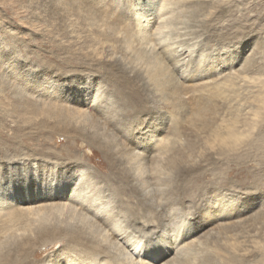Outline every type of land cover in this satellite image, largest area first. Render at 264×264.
Listing matches in <instances>:
<instances>
[{"label": "rangeland", "instance_id": "374dc122", "mask_svg": "<svg viewBox=\"0 0 264 264\" xmlns=\"http://www.w3.org/2000/svg\"><path fill=\"white\" fill-rule=\"evenodd\" d=\"M142 1L0 0V186L13 200L0 206V264L107 262L112 251L95 258L100 249L86 244L84 234L94 232L88 224L83 229L90 214H63L62 223L50 217L46 225L66 230L60 239L78 237L80 251L70 241L38 240L37 223L17 214L49 201H21L29 192L43 194L36 183L57 180L71 183L70 193L90 183L100 206L119 212L116 227L132 231L141 247L161 246L172 223L189 220L193 231L180 243L191 246L176 264H264V0H181L201 4L204 14L172 17L157 37L161 45L194 35L189 43L203 49L199 68L187 67L199 55L183 49V60L162 64L156 88L127 67L119 74L118 53L106 51L116 41L103 20L124 35L142 15ZM81 111L93 116L84 120ZM85 124L121 147L89 142ZM179 182L188 183L182 201L162 210ZM116 200L125 207L115 209Z\"/></svg>", "mask_w": 264, "mask_h": 264}, {"label": "bare ground", "instance_id": "6f19581e", "mask_svg": "<svg viewBox=\"0 0 264 264\" xmlns=\"http://www.w3.org/2000/svg\"><path fill=\"white\" fill-rule=\"evenodd\" d=\"M138 3L139 5L137 7L139 11L142 13V15L137 17V11L135 12L136 14L135 16L134 15L133 16L137 17L136 19L138 22L135 24V26L131 28H126L124 31V35H120V36L118 35L119 30L115 27L114 23H111V24L108 23V20H107L108 17H106V19L103 20L105 22L104 23L105 28L109 30V33L106 35L114 39V41H116L115 46L111 45L108 47V49L106 50L107 54L114 55L113 53H118V58L122 62V65L120 67L118 66L117 72L119 74L124 75L125 74L124 67H127L135 73L136 78L137 77H139V79L145 78L147 79L148 82H151L150 84L153 86V88H156L157 87L156 79L157 77H160L158 75L163 70L162 64H164V62H169V63L171 62L172 64V62H174V59L176 60V62L183 60V58L178 59L184 53L182 51L183 49L187 50L188 54L190 55L192 54L194 56L197 54L199 55L197 59L194 58L193 60H190L191 59V56H190V59H188L190 63H188L189 65L186 64L187 67L190 66L192 70H195V69L197 70V68H199L197 64H200L199 60L201 58L200 55H202L201 52L203 51V49L201 48L202 45L200 44H197V46H195L193 45L194 44L193 42L189 43L190 40L195 38L194 35L187 37L186 41L179 39V41L177 42H170L167 44L164 43L160 45L159 37H157L159 32L157 31H161L162 28L168 27V25L173 22L171 18L175 17L176 19H178L183 12H190V13L192 12L194 16L195 15L198 16L200 14L203 15L204 9L202 8L201 4L198 5L197 3H192L188 5L187 3H185V1H181V0H143L142 2H138ZM227 3H229L228 0H225L226 5ZM224 7L225 5L219 8L220 15L224 13L225 11ZM165 15L166 16L168 15L166 20H164L166 17ZM178 23H181V21H178ZM208 26L204 27V23L201 24V27H202L201 30H205V32H207ZM153 28L154 30L152 31ZM189 33H192V32H189ZM175 44H177V46H174ZM184 45H185V48H184ZM188 46L190 49L188 48ZM177 64L175 63V66H177ZM188 76L190 79L195 77V76H192V74L191 75L188 74ZM120 91L122 90L120 89ZM119 93H120V96L123 97V100H122L123 102L131 101L129 97H127L129 100L126 101L127 98L124 92H119ZM133 95L137 99L136 93H134ZM129 106L133 107L130 104ZM88 115L93 116L91 113H88L87 111L86 113L85 111L79 112V116L82 117V119L84 120L89 119ZM85 125L87 127L88 132H90L89 126L87 124ZM98 135H102V134L98 133L97 131L90 132L91 138L88 141L89 142L97 141L100 143L102 141L101 139L106 138V137H103L105 135H102V137H99ZM107 139L108 140L105 139L106 140L105 142H108L107 143L108 145L112 146V144L113 145L116 144L121 147V145L119 144L120 141L116 137L112 136L111 138L108 137ZM108 151H110L111 153V149H109ZM108 153L109 152H107V154ZM121 154H123V152ZM127 154L129 153L127 152L125 155ZM144 156L145 155H142L143 159L146 157ZM140 162L139 164H137L138 167H141L143 164ZM111 163H113V161ZM97 164L101 166L102 164H104V161L100 160L97 162ZM137 165H134V167L137 168ZM160 169H161V164H159L158 168L156 169V172L158 174L159 173L161 174ZM99 177L100 179L104 178L103 180L107 182L108 184H109V181H107L106 179H109L110 181L113 180L111 176H104V177L99 176ZM183 178H186V177L183 176ZM147 182H148L147 177H145V179H142V181H140L138 185L142 187L143 189L145 188V186L148 185ZM36 184L37 186H39L43 194L35 196V193L33 195V192H29L28 197L26 198L23 197L21 201L29 202V203H32L33 201H40V200L41 201L49 200V201H46L44 203H39L34 206H28L26 208H23L21 211H18L17 214L20 215L24 219H28V222L30 224L37 223L38 227L41 228V231L37 235L38 240H41L44 242L46 241H51V242L52 241L53 242L70 241L72 242L70 249L73 251L74 250L80 251L81 250L80 248L83 247L82 244L84 243L78 241V237L77 238H71V237L66 238L64 235L62 239H60V237H58L57 235L63 232H66V230L52 231V230H48L46 226L47 222H50V217L51 219H55L56 223H62L64 222V220L62 219L59 220L58 216L63 215V214H68V213H70V215L72 213L74 214L76 213V216L78 219H84L85 215L88 216L90 214V216H88V221L85 222L83 225V229L86 230L85 224H88L90 227L94 229V232H92V234L87 232L84 234V237L87 236L90 239V242L87 241L86 244L94 243L95 246H92L94 250L97 251V249H100V251L97 253L95 258L103 257V251L104 252L112 251V253L108 255L109 258L107 259V262L105 264H155V263L156 264L157 263L176 264L178 260L181 259L182 256H184L183 253L185 252V250L189 249V246H191V241H187V243H184L182 245L180 243V242H183V238L185 237L187 233H190L191 231H193L192 228H190L191 224L189 220L183 221L184 219L183 220L180 219L177 222L175 221L176 223L175 222L172 223L169 228L170 230H168L165 236L163 234L161 238V242H162L161 246L154 245L156 246L154 247V246H150V244H147V245L145 244L146 246L141 247L142 245L139 246L141 242L140 239L132 240L134 236V233L132 231L129 232L126 227L125 228L116 227V223L118 221L117 216L119 212L116 210L114 211L112 209H106L105 206L104 207L100 206L101 204H103L104 200L102 199V197L100 198L96 196L97 194L96 192H94V189L92 187L89 188L90 183H87V188L85 187L86 188L85 190H84L85 185H83V183H78L76 184V186L73 183L75 187L72 188L71 193L69 191V187L71 183L69 182L60 183V180H57L56 183H44V184L36 183ZM187 185L188 183H180V182L173 184L169 192L170 194H174L176 196L174 197L164 196L163 197L164 199L161 203L163 205L162 210L163 208H169L168 206L165 207V205L167 204L169 205L174 204L176 201L178 203V200L180 199L179 197H181V194L179 192L183 191L181 189ZM78 187H80L79 190H78ZM67 192L69 194H67ZM161 192L163 194L164 191H161ZM118 193L119 192L117 191V197H119ZM9 194H10V189L7 186H4L3 188L0 186V206L1 205L6 206V205L13 204V200L6 199V197ZM179 201H182V200L180 199ZM113 206L115 207V209H123L125 207L124 202L120 200L114 201ZM171 207L172 206H170V208ZM159 212H162V211H159ZM55 213H57L58 215ZM10 215L11 217L14 216L12 213ZM156 215H158L159 218H162V219L164 217L161 215V213H155V216ZM170 216L169 218L167 217L169 220H171ZM169 222H172V221H169ZM169 222H168V225H169ZM102 231H104V233H102ZM95 233H98L101 236L97 234L94 235ZM119 241H121V243H119ZM118 244L120 246H118ZM126 246H128L129 248L131 247L135 248V251L134 252L131 251V253L128 252L127 250L128 247ZM87 248H88L87 245H84L83 250H86ZM114 251L115 252L118 251V255ZM88 257L92 258L93 256L91 255V253H89ZM149 258L152 261H154V263L152 261H149ZM91 260L94 261L95 259H89L88 261H91ZM88 261H85L84 263ZM94 262L95 264H104L103 262H100L99 260L94 261ZM70 264H81V262L75 261V262H70ZM88 264H91V263L88 262Z\"/></svg>", "mask_w": 264, "mask_h": 264}]
</instances>
